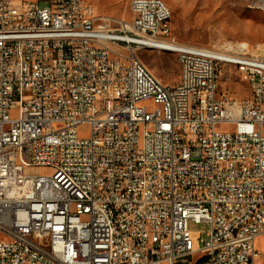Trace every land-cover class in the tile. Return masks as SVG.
<instances>
[{"label": "built area", "instance_id": "built-area-1", "mask_svg": "<svg viewBox=\"0 0 264 264\" xmlns=\"http://www.w3.org/2000/svg\"><path fill=\"white\" fill-rule=\"evenodd\" d=\"M129 9L0 0V264H254L264 43L178 42L162 0ZM139 48L175 52L179 80ZM224 64L249 96L219 92Z\"/></svg>", "mask_w": 264, "mask_h": 264}, {"label": "rangeland", "instance_id": "rangeland-1", "mask_svg": "<svg viewBox=\"0 0 264 264\" xmlns=\"http://www.w3.org/2000/svg\"><path fill=\"white\" fill-rule=\"evenodd\" d=\"M96 10L114 17L130 20V0H89ZM169 6L171 33L178 42L201 46H221L229 43H264V11L252 8L251 0H164ZM42 3V1H41ZM136 54L150 71L162 82L174 84L179 80L180 66L177 54L161 49L139 48ZM219 92L232 99L249 96V83L241 79L239 71L224 64L219 76ZM15 116L17 110H11ZM222 126H219L221 128ZM80 136H88L87 128H81ZM40 173L48 170L39 169ZM191 230L202 231L206 238L209 224L189 221ZM0 232V238H3ZM257 251L254 264H264V232L254 241Z\"/></svg>", "mask_w": 264, "mask_h": 264}, {"label": "bare ground", "instance_id": "bare-ground-1", "mask_svg": "<svg viewBox=\"0 0 264 264\" xmlns=\"http://www.w3.org/2000/svg\"><path fill=\"white\" fill-rule=\"evenodd\" d=\"M253 2H254V0H251L250 1V6L252 8H255V9H258V10H261V11H264V7H261V6H253ZM162 5H167L164 0H162ZM169 11H171L170 8H169ZM171 15H172V13H171Z\"/></svg>", "mask_w": 264, "mask_h": 264}, {"label": "trees", "instance_id": "trees-1", "mask_svg": "<svg viewBox=\"0 0 264 264\" xmlns=\"http://www.w3.org/2000/svg\"><path fill=\"white\" fill-rule=\"evenodd\" d=\"M199 264V263H198Z\"/></svg>", "mask_w": 264, "mask_h": 264}]
</instances>
